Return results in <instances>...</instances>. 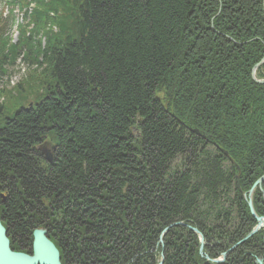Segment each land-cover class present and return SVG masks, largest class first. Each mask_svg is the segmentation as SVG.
Segmentation results:
<instances>
[{
    "label": "trees",
    "instance_id": "1",
    "mask_svg": "<svg viewBox=\"0 0 264 264\" xmlns=\"http://www.w3.org/2000/svg\"><path fill=\"white\" fill-rule=\"evenodd\" d=\"M1 5L0 75L22 55L44 76L0 90L11 250L30 254L43 227L61 264H213L194 228L209 260L264 264L263 230L229 251L256 225L244 194L264 175L261 0ZM252 204L264 217V183Z\"/></svg>",
    "mask_w": 264,
    "mask_h": 264
},
{
    "label": "water",
    "instance_id": "2",
    "mask_svg": "<svg viewBox=\"0 0 264 264\" xmlns=\"http://www.w3.org/2000/svg\"><path fill=\"white\" fill-rule=\"evenodd\" d=\"M262 4V14H263V22H264V0H261ZM264 64V58L261 60L259 64L256 65L258 67L259 65ZM255 67V68H256ZM254 68V70H255ZM254 75H252L253 77ZM253 80L258 84H264V81H257L253 77ZM45 146H48V150H45ZM55 150V146L51 144H43L38 148V151L41 153V156L44 158V161L47 164L52 163V153ZM227 156V154L225 153ZM238 176L236 177V184H238ZM264 183V175L261 176L253 185L254 187H259ZM238 186V185H237ZM252 190L249 192L248 196V208L251 213V216L256 220L257 225L255 228L251 230V232L241 241L239 244L247 241L250 239L255 233H257L261 228H264V218H259L255 215V212L253 210L252 204H251V193ZM4 201V199H2ZM180 225V224H174ZM191 231L193 233H197L195 229L191 228ZM198 236H200L198 234ZM263 246H264V238H263ZM222 260L225 258V254L221 255ZM219 260L211 261L212 263L218 264L222 262ZM161 263V262H160ZM0 264H60V257L59 252L49 241L47 238V231L43 228H38L33 230L32 232V244H31V252L30 254L22 253V252H15L11 250L9 246V240L6 236V230L3 228L0 222ZM255 264H263L261 259H256Z\"/></svg>",
    "mask_w": 264,
    "mask_h": 264
},
{
    "label": "rangeland",
    "instance_id": "3",
    "mask_svg": "<svg viewBox=\"0 0 264 264\" xmlns=\"http://www.w3.org/2000/svg\"><path fill=\"white\" fill-rule=\"evenodd\" d=\"M31 8H32V6L28 10L29 13L31 11ZM0 11L2 12L1 13L2 14V17H3V14H4V16L6 14H8V9H6L5 6H1L0 7ZM13 16H14V19H15V25L12 27V29L8 33V36L11 39V43H15L17 41L18 30L16 29V24H21L22 23V17H23V15H22V12H20L18 9H14ZM28 31H29V28L26 29V32H28ZM254 68L252 69V75H254L253 77L255 78V72H256L257 67L255 68V70H254ZM42 69L43 68H40L39 69L35 65H32L29 61H23L22 60V55H20L17 59H15V62L14 63H12V64L7 65V66L4 67V71H5L4 72V75L3 76L0 75V90H4L5 92H10L12 94V96H15L16 95V92H17V90L15 88L18 85L21 86V87H23L24 89H26L25 86L27 85V83H28V85H32V84L36 83L38 80L42 79L44 77V76H42L43 75L42 74V72H43ZM255 80H256V78H255ZM257 81H264V80H257ZM4 100H5L4 97L3 98L0 97V103L4 102ZM45 144H50V143L47 142ZM45 148H46L45 150H48V146H45ZM42 159L44 161V158L43 157H42ZM238 179H239V176H238ZM261 186H260V188H261ZM255 188L256 187L253 188V191H254ZM253 191H252L251 194H253ZM248 196H249V193L248 194H244V197L246 199H248ZM251 199H252V196H251ZM39 228H43V227H39ZM36 229H38V228H36ZM43 229L46 230V228H43ZM189 229L191 230V228H189ZM261 230L264 231V228H261L258 232H260ZM257 233H255V235ZM263 238H264V236L262 237V243H263ZM31 244H32V242H31ZM236 245H238V244H235L234 246H236ZM234 246H232V247H234ZM223 254H225V253H223ZM216 260L221 261L222 258H218Z\"/></svg>",
    "mask_w": 264,
    "mask_h": 264
},
{
    "label": "bare ground",
    "instance_id": "4",
    "mask_svg": "<svg viewBox=\"0 0 264 264\" xmlns=\"http://www.w3.org/2000/svg\"><path fill=\"white\" fill-rule=\"evenodd\" d=\"M55 150H56V147H55ZM55 150H54V152L52 153V155L54 156V153H55ZM39 155H41V153L39 152ZM52 159H53V157H52ZM249 193V192H248ZM251 196H252V194H251ZM245 200H246V202L248 203L249 201H248V199H246L245 198ZM250 201H251V204H252V199H250ZM248 206V205H247ZM252 207H253V204H252ZM249 209V208H248ZM253 210H254V208H253ZM250 212V211H249ZM255 212V211H254ZM251 214V213H250ZM255 215L257 216V217H259L256 213H255ZM253 218V217H252ZM259 218H264V217H259ZM254 219V218H253ZM255 220V219H254ZM255 222H256V220H255ZM256 225H257V222H256ZM255 225V226H256ZM255 226L253 227V228H255ZM171 227V226H170ZM252 228V229H253ZM192 229H194V228H192ZM251 229V230H252ZM196 230V229H195ZM251 230H250V232H251ZM197 231V230H196ZM249 232V233H250ZM197 233L200 235V236H198V234H196V233H193L196 237H197V239H198V241H199V251H198V254H199V256L201 257V258H203L204 260H206L207 262H210V263H212L211 261H215V260H209V258L204 254V252H203V248L205 247L204 245V239H203V237L201 236V234L197 231ZM248 233V234H249ZM247 234V235H248ZM246 235V236H247ZM245 236V237H246ZM244 237V238H245ZM243 238V239H244ZM242 239V240H243ZM242 240H240L239 242H241ZM249 240V239H248ZM239 242L238 243H236V244H238V245H240L239 244ZM246 242V241H245ZM245 242H243V243H245ZM243 243H241V244H243ZM238 245H236V246H234V247H231L230 248V250L229 251H232L233 249H235ZM225 257H226V255H225ZM220 258H221V255H220ZM224 260H225V258L222 260V262L221 263H223L224 262ZM262 260V259H261ZM161 262V263H160ZM163 263V256H161L160 255V261L158 262V264H162ZM221 263H218V264H221ZM262 263H263V261H262ZM60 264H61V262H60ZM213 264H215V263H213Z\"/></svg>",
    "mask_w": 264,
    "mask_h": 264
}]
</instances>
